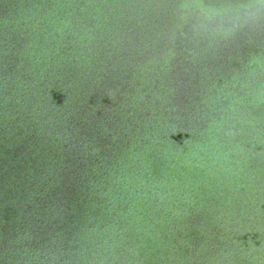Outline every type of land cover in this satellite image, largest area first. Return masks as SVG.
<instances>
[{"label": "water", "instance_id": "obj_1", "mask_svg": "<svg viewBox=\"0 0 264 264\" xmlns=\"http://www.w3.org/2000/svg\"><path fill=\"white\" fill-rule=\"evenodd\" d=\"M0 264H264V4L0 0Z\"/></svg>", "mask_w": 264, "mask_h": 264}, {"label": "clouds", "instance_id": "obj_2", "mask_svg": "<svg viewBox=\"0 0 264 264\" xmlns=\"http://www.w3.org/2000/svg\"><path fill=\"white\" fill-rule=\"evenodd\" d=\"M260 3H261V4H264V0H260Z\"/></svg>", "mask_w": 264, "mask_h": 264}]
</instances>
